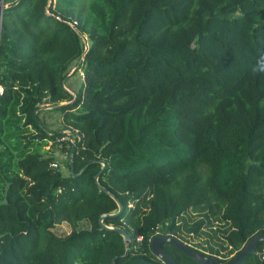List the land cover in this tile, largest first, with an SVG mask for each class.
Wrapping results in <instances>:
<instances>
[{
    "label": "trees",
    "instance_id": "16d2710c",
    "mask_svg": "<svg viewBox=\"0 0 264 264\" xmlns=\"http://www.w3.org/2000/svg\"><path fill=\"white\" fill-rule=\"evenodd\" d=\"M0 1V264H153L156 233L227 261L264 231V0Z\"/></svg>",
    "mask_w": 264,
    "mask_h": 264
},
{
    "label": "water",
    "instance_id": "95a60500",
    "mask_svg": "<svg viewBox=\"0 0 264 264\" xmlns=\"http://www.w3.org/2000/svg\"><path fill=\"white\" fill-rule=\"evenodd\" d=\"M102 190L109 193L108 190L102 186H100ZM111 196L112 194L109 193ZM121 208V204L118 202V210ZM105 214H100L98 216V222L100 223V226H104L100 220L102 217H104ZM112 230L120 233L123 237V240L125 242L128 241V234L126 231L118 226L110 227ZM258 240H264V231L257 232L250 236L246 242L244 243L243 247L238 251L231 259L227 261H219L212 257L211 255L205 254L197 249L192 248L187 243L181 241L177 237L171 235V234H161L156 233L152 235L149 241V247L151 252L155 255L157 259H159V262L153 263V264H176L172 257L161 247V242H170L172 243L176 248L181 250L185 255L193 258L200 264H237L250 250L254 248V244ZM139 261H144L143 259L139 258L137 259Z\"/></svg>",
    "mask_w": 264,
    "mask_h": 264
},
{
    "label": "rangeland",
    "instance_id": "374dc122",
    "mask_svg": "<svg viewBox=\"0 0 264 264\" xmlns=\"http://www.w3.org/2000/svg\"><path fill=\"white\" fill-rule=\"evenodd\" d=\"M73 68L74 66L70 68L69 73L73 71ZM79 81H80V72L79 70H76L75 72H73L72 74L70 73L66 77L64 84L68 87V89H73ZM38 117L40 121H42L43 124L50 130L61 128L62 123L60 121L59 112L55 109L50 108L49 105H45L39 109ZM52 152L56 157V159H58L60 162V164L57 165L58 166L57 168L60 170V172L67 173V165L64 162V159H66L65 153L62 150H60L59 147H55V146H53ZM85 224L86 222L84 221L79 222L80 227H84ZM50 228L55 233L64 234L70 230V225L65 221H61L54 223ZM193 239L194 241H199L198 237L197 238L194 237ZM190 242L188 243L192 244V241Z\"/></svg>",
    "mask_w": 264,
    "mask_h": 264
},
{
    "label": "built area",
    "instance_id": "2783aa9c",
    "mask_svg": "<svg viewBox=\"0 0 264 264\" xmlns=\"http://www.w3.org/2000/svg\"><path fill=\"white\" fill-rule=\"evenodd\" d=\"M0 13H1V1H0ZM73 24V23H70ZM59 139H64L67 140L68 142L72 141V137H70L67 133L62 134ZM59 163L58 159H55L51 162V166L56 167ZM260 259H262L264 261V245L261 247L260 252Z\"/></svg>",
    "mask_w": 264,
    "mask_h": 264
},
{
    "label": "clouds",
    "instance_id": "9594fccd",
    "mask_svg": "<svg viewBox=\"0 0 264 264\" xmlns=\"http://www.w3.org/2000/svg\"><path fill=\"white\" fill-rule=\"evenodd\" d=\"M257 70L264 72V62L258 61L257 66L255 68H253L254 72Z\"/></svg>",
    "mask_w": 264,
    "mask_h": 264
}]
</instances>
